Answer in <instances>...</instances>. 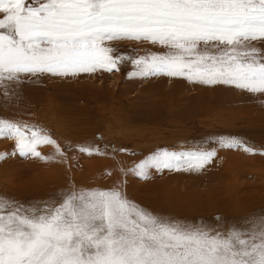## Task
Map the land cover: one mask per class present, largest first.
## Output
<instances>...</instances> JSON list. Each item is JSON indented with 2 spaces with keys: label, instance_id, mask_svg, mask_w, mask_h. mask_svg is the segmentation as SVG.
<instances>
[{
  "label": "snow or ice",
  "instance_id": "6c2138e0",
  "mask_svg": "<svg viewBox=\"0 0 264 264\" xmlns=\"http://www.w3.org/2000/svg\"><path fill=\"white\" fill-rule=\"evenodd\" d=\"M123 39L158 43L167 52L125 56L106 43ZM253 41H264V0H0V84L7 96L8 83L119 71L130 61L131 77L186 78L264 95V48ZM0 138L15 141L0 159L63 162L74 147H61L36 125L3 118ZM215 143L258 152L237 137ZM41 144L54 152L42 154ZM216 156L215 147H162L128 171L141 179L153 170L200 171ZM53 197L25 206L0 196V264H264V215L220 232L154 215L115 188L73 187Z\"/></svg>",
  "mask_w": 264,
  "mask_h": 264
},
{
  "label": "rangeland",
  "instance_id": "374dc122",
  "mask_svg": "<svg viewBox=\"0 0 264 264\" xmlns=\"http://www.w3.org/2000/svg\"><path fill=\"white\" fill-rule=\"evenodd\" d=\"M106 43L125 56L167 52L147 40ZM252 43L264 48V41ZM131 71L129 61L119 71L32 77L8 83L7 96L0 84V118L36 125L61 147L74 145L63 162L19 154L0 159V196L27 206L73 187L115 188L154 215L220 232L264 215V95L186 78L142 79L129 76ZM221 136L240 138L258 152L219 148L215 140ZM76 145L107 155L81 153ZM200 146L217 149L203 170H153L150 179L128 171L158 148ZM14 148V140L0 138V153ZM38 150L50 155L54 146Z\"/></svg>",
  "mask_w": 264,
  "mask_h": 264
}]
</instances>
